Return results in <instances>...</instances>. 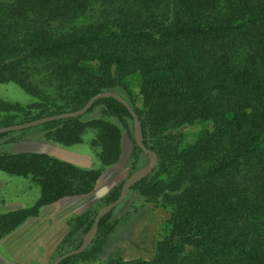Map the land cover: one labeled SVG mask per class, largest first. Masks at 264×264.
<instances>
[{"label": "trees", "instance_id": "trees-1", "mask_svg": "<svg viewBox=\"0 0 264 264\" xmlns=\"http://www.w3.org/2000/svg\"><path fill=\"white\" fill-rule=\"evenodd\" d=\"M90 1L0 4V82L22 85L17 76L23 61L47 54L63 91L59 100H39L32 119L75 111L101 92L122 96L137 119L141 144L156 157L151 171L129 189L142 202L168 210V232L147 260H96L111 229L110 209L96 222L88 246L58 264H264V0H101L103 14L88 21ZM26 9L48 20L45 27L29 20ZM10 106L0 100V127L29 120L28 108ZM94 107L95 117L81 114L33 127L43 140L63 147L82 143L90 133L91 168L44 153L0 152V171L39 187L31 205L0 213V238L42 206L88 193L117 162L121 130L131 134L132 117L110 96L85 112ZM195 122L208 123L195 141L177 147L169 140L171 130ZM24 131L0 138L15 142ZM131 138L127 175L145 164ZM122 182L67 220L55 254L82 243L96 209L118 198Z\"/></svg>", "mask_w": 264, "mask_h": 264}, {"label": "rangeland", "instance_id": "rangeland-1", "mask_svg": "<svg viewBox=\"0 0 264 264\" xmlns=\"http://www.w3.org/2000/svg\"><path fill=\"white\" fill-rule=\"evenodd\" d=\"M10 2H12V0H0V4L2 6H6ZM100 2L101 0L90 1L91 13L89 17H87L88 21L97 20V18H100L103 14L102 10L104 7L100 4ZM25 14L29 20L36 19L39 26L41 25L45 27V23L48 22V20H46L43 16H38L36 13H32L27 9L25 10ZM88 21L84 20V22ZM54 24L55 22H52V25ZM52 58L53 57L51 55L47 54L35 55L26 58L22 65L18 68L17 78L22 82V85L17 84L15 81L0 82V100L9 103V106L11 105L10 108L13 107L17 110H26L28 108L27 111L32 114L27 115V118L29 119L28 121L41 117L40 116L34 119L31 118L35 116V113H37L35 110L36 106L34 105L39 104L40 101H45L47 98L52 100L54 99V96L58 97L62 94V87L58 86L57 81L52 77L48 66ZM113 93L120 96L116 92ZM123 95L125 96V93H123ZM120 97L122 98V96ZM57 100H59V97ZM98 109V107H94L90 111L83 113L82 119L95 117L98 115ZM33 127L35 126L29 127L30 129L25 128L26 131L22 133V137L15 142L7 141L8 137H1L0 152L19 153L16 151L25 150L27 145L31 144L29 143L31 140L26 141V139H32L35 143L38 142L40 144L51 143L41 138L40 129H35ZM204 128H208L207 122H195L190 125H182L169 132L171 136L169 140L177 147H183L195 141L200 130ZM90 137L91 134L86 133L83 135L82 143L74 144L70 147H76L81 151H88L90 158H92L93 164L95 165L94 152L88 145ZM131 137H133V129L131 134L124 129L121 130L118 160L114 165L106 168L108 170L105 171L106 173L104 176L100 179L98 178L96 185L94 184L92 190L88 192L92 193L88 196V198H90V203L85 209H87L90 205H96V203L110 189V187L120 181H124L131 174L127 175L126 168V163L131 156V149L133 147ZM137 139L140 140L138 131ZM53 145L57 148L56 144ZM147 150L150 151L149 149ZM152 158L151 154L142 152L141 159L145 161L143 166H146ZM155 164L156 157L154 159L153 166L144 173H141L143 175L138 176L142 177L147 175ZM108 174H110V176H108ZM129 186L123 199L112 208L113 210L110 217L111 229L104 238V241L97 253L96 260H103L109 256L120 257L122 261L147 260L154 254V245L156 241L160 240L168 232V224L166 222L168 210L166 208H157L149 203L142 202L136 191L130 190ZM38 194L39 187L30 183L28 179L15 175H8L5 172L0 171V213L15 210L11 209V207L19 204L21 205L19 208L29 206L36 200ZM102 206L103 205L98 207L95 213ZM40 209L38 210L37 215L39 214ZM79 213L69 212L63 216L62 218H64L65 224L67 225V220L70 219L71 216ZM57 256L58 255L53 251L47 264H49ZM89 260H85L84 262L76 260L73 264H95L96 260Z\"/></svg>", "mask_w": 264, "mask_h": 264}, {"label": "crops", "instance_id": "crops-1", "mask_svg": "<svg viewBox=\"0 0 264 264\" xmlns=\"http://www.w3.org/2000/svg\"><path fill=\"white\" fill-rule=\"evenodd\" d=\"M30 140L31 144H28L25 150L16 152L44 153L82 168H91L94 165L88 151L70 146L57 145L55 148L53 143L40 144L32 139H26ZM107 170L105 169L98 178L103 177ZM97 182L98 180L95 185ZM91 193L62 197L44 205L36 217L27 218L14 230L1 237L0 264H47L51 253L67 231V225L62 217L69 212L79 213L84 210L90 203L88 196ZM19 207L20 204L11 209Z\"/></svg>", "mask_w": 264, "mask_h": 264}, {"label": "water", "instance_id": "water-1", "mask_svg": "<svg viewBox=\"0 0 264 264\" xmlns=\"http://www.w3.org/2000/svg\"><path fill=\"white\" fill-rule=\"evenodd\" d=\"M110 96L112 98H114L115 100H117L118 102H120L121 104H123L126 108V110L129 112V114L132 117V129H133V140L136 144V146L143 152V153H147V154H151L152 155V160L149 161V163L146 166H143L142 168H139L137 170H135L134 172H132L123 182H122V186H121V191L120 194L118 196V198L116 200H114L113 202L109 203V204H105L103 205L101 208H99L97 210V212L95 213V215L93 216V220H92V225L90 227V229L84 234V237L82 239V243L75 249L69 250L67 252H64L60 255H58L57 257H55L49 264H58L62 259L77 254L81 251H83L87 245L90 243L95 230H96V222L98 221L99 217L106 212L107 210L112 209L115 205H117L125 196L126 191L128 189V186L130 185V183H132L133 181H135L136 179H139L138 177H140L141 173H144L145 171L149 170L153 164H154V159H155V155L153 152L148 151L147 149H145L143 147V145L141 144V141L139 139H137V131L138 130V124H137V119L133 113V111L131 110V108L129 107V105L126 103V101L121 98L120 96H118L117 94L111 92V91H105V92H101L98 94L93 95L91 98H89L85 104L80 107L79 109L72 111V112H64V113H60V114H53L50 116H44V117H40L37 118L35 120H31V121H27V122H23V123H19V124H13V125H8V126H3L0 127V133L3 132H7V131H13V130H20V129H25V128H29L32 126H36L39 124H43L45 122H49L52 120H57V119H61V118H66V117H71V116H79L81 114H83L88 108L89 106L92 104L93 101L102 98V97H107ZM140 175V176H138ZM138 176V177H137ZM137 177V178H135ZM88 235V236H87Z\"/></svg>", "mask_w": 264, "mask_h": 264}]
</instances>
